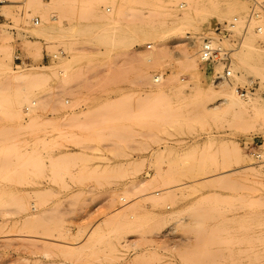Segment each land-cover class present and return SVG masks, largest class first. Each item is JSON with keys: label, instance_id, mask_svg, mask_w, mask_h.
Returning a JSON list of instances; mask_svg holds the SVG:
<instances>
[{"label": "rangeland", "instance_id": "1", "mask_svg": "<svg viewBox=\"0 0 264 264\" xmlns=\"http://www.w3.org/2000/svg\"><path fill=\"white\" fill-rule=\"evenodd\" d=\"M254 2L264 7V0L0 7V264H264V121H239L220 97L196 99L193 73L195 62L204 88L228 86L264 110L263 12L260 35L253 24L232 42ZM195 5L201 15L182 20L184 12L194 18ZM234 18L232 38L219 39L216 27ZM207 38L234 49L229 80L215 82L222 66L201 62ZM248 38L257 66L240 62ZM23 71L53 75L28 87L13 80ZM179 92L185 112L174 107Z\"/></svg>", "mask_w": 264, "mask_h": 264}, {"label": "bare ground", "instance_id": "2", "mask_svg": "<svg viewBox=\"0 0 264 264\" xmlns=\"http://www.w3.org/2000/svg\"><path fill=\"white\" fill-rule=\"evenodd\" d=\"M1 1H2L3 5L0 6V7L1 8L6 7L5 5L8 2V0H1ZM182 6L184 7L185 5H182ZM203 6H205V5H202V7L201 6L200 7L204 8ZM195 7H196V5L193 7L196 10ZM198 7L199 6L197 5V8ZM200 7H199V9H201ZM190 8L191 7H189V9ZM163 10L164 9H162V11ZM196 11L193 10V13H194L193 15H195L194 18H190L191 16L189 17V15L185 17V14L187 15V13L184 12V15L182 16V17H184V19H182V20L188 19V20H191L190 22L192 23V21H195L196 18H198L197 16L201 13L202 10L200 12L198 10L197 11L198 13ZM166 12H164V13H166ZM208 12H207V14H208ZM188 13H189V11H188ZM204 13L206 14V12H204ZM204 13H202V14H204ZM210 14H212L211 11H210ZM187 17H189L190 19L187 18ZM200 19H202V18H200ZM129 24H131V23H129ZM125 28L128 31H130L126 26H125ZM131 33L134 35L133 31ZM258 35H260V34H258ZM136 37H138V36H136ZM251 39L252 38L246 39L243 42V44L241 45V48H239L240 49V52H239L240 53V62L244 63V64H247L248 66H251L252 64L254 66H257L259 64L258 63L259 62V57H261V56H258V52H257L258 50H257L256 45L254 44L255 42H254V40H251ZM123 41H125V40L123 39L121 42H123ZM230 43L232 44V42H230ZM193 64H194L193 65L194 77L196 78V80L198 82V86H199V88H197V92L195 90L196 99L199 98L200 96H203L204 98L206 96H207L206 98H208V97H210V98H218V97H220V100L223 101L224 103H226V108H225L226 111H225V113L227 112V113L233 114L239 121L247 120L248 118L253 117V116H259L260 120L264 121V110L257 111L255 103L251 99H246L247 102H243L242 100H240V98H238V96L235 94V91L233 89L231 90V92H229L231 88H229L228 86H225V85L221 84L222 86L219 85V87L217 88V86L213 87L211 85L210 86L208 85L207 88H204L203 87L204 85L202 84V82H203L202 73L199 72L196 63L194 62ZM52 75H53L52 73L49 74V73H46L44 71H41V72H35V71L34 72L33 71L25 72V71H23V72H19V73L17 72V75L16 76L14 75V77H13L14 79L13 80H14L15 83L16 82L22 83V84H24V85H26L28 87H39L40 85H43L44 83L48 82V80L51 79ZM162 78L163 77H161V76H155L153 79H154V82H159ZM175 96H176V99L178 98V100H176V104L174 105V107H176L178 110H180V112L181 111L185 112L184 110L186 108L187 109L189 108V105H185V103H184V101H186L185 100L186 99L185 96H183L182 92H179ZM230 98H231V101H230ZM189 103L193 104L192 101L189 102ZM168 104L172 105L173 102L169 101ZM4 105H5L4 101L1 100L0 101V106L3 107ZM225 147H227V146H225Z\"/></svg>", "mask_w": 264, "mask_h": 264}, {"label": "built area", "instance_id": "3", "mask_svg": "<svg viewBox=\"0 0 264 264\" xmlns=\"http://www.w3.org/2000/svg\"><path fill=\"white\" fill-rule=\"evenodd\" d=\"M0 4H2V1L0 0ZM110 10L107 9V12ZM261 12L264 13V7L254 2V5L251 7V10L249 12V15L247 17L246 24L244 26V29L242 31V34L239 38L235 39L233 42V45L237 46L242 38L248 33L249 28L254 24L255 25V33L260 34L263 32V26L260 24L261 22ZM237 18H234L233 21L230 23H224L223 25L217 26L214 33L219 37V39H231L234 35V30L236 29V23ZM35 25L39 24L38 20L34 21ZM148 49L151 48V46L147 47ZM234 51L232 48H227L223 46H218L215 44V40L212 38L204 39L200 50H199V57L201 62L208 66V67H214L217 65L222 66L223 70L221 74H216L215 82L223 81V80H229L233 76V69H232V57L231 53ZM63 56L64 53L62 51H59L58 54L53 55H45L46 60H54L58 56ZM257 84L251 85L249 92H254V89ZM240 91V96L245 97L248 95V91L245 89H238ZM260 157V156H258Z\"/></svg>", "mask_w": 264, "mask_h": 264}]
</instances>
